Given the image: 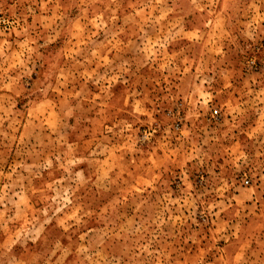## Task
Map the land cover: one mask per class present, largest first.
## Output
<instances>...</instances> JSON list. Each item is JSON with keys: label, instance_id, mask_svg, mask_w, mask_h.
Wrapping results in <instances>:
<instances>
[{"label": "rangeland", "instance_id": "rangeland-1", "mask_svg": "<svg viewBox=\"0 0 264 264\" xmlns=\"http://www.w3.org/2000/svg\"><path fill=\"white\" fill-rule=\"evenodd\" d=\"M0 264H264V0H0Z\"/></svg>", "mask_w": 264, "mask_h": 264}, {"label": "built area", "instance_id": "built-area-1", "mask_svg": "<svg viewBox=\"0 0 264 264\" xmlns=\"http://www.w3.org/2000/svg\"><path fill=\"white\" fill-rule=\"evenodd\" d=\"M211 115H212V117H217V116H218V110H217V109H214V110L212 111V114H211ZM245 183L248 184L249 181L246 179Z\"/></svg>", "mask_w": 264, "mask_h": 264}]
</instances>
